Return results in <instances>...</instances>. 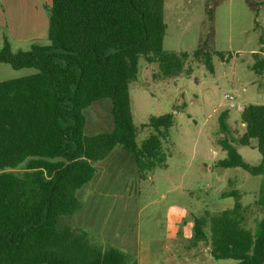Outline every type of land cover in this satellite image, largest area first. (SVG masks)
<instances>
[{"label": "trees", "instance_id": "16d2710c", "mask_svg": "<svg viewBox=\"0 0 264 264\" xmlns=\"http://www.w3.org/2000/svg\"><path fill=\"white\" fill-rule=\"evenodd\" d=\"M223 1L205 0L207 29L191 53L163 49L164 0H51L48 44L13 51L3 38L0 64L35 73L0 82V264L129 263L126 253L101 250L85 232L73 229L70 217L81 208L76 193L95 175L94 164L116 147L132 156L139 178L155 165L165 166L161 138L172 126L171 115L151 116L144 127L154 134L136 143L129 89L138 59L156 64L153 77L161 80L188 75L189 59L213 73V57L229 59L216 51L214 40L215 9ZM244 1L256 12V2ZM252 56V70L261 74L264 60L256 52ZM105 99L112 128L89 136L84 112ZM227 119L223 111L217 143L226 156L217 166L264 175V105L241 109L239 137L231 135ZM252 142L261 156L257 166L246 163L236 149ZM222 196L233 198V206L194 217L188 245H203L212 259L229 264H264V179L253 203L262 216L253 228L239 191Z\"/></svg>", "mask_w": 264, "mask_h": 264}, {"label": "rangeland", "instance_id": "374dc122", "mask_svg": "<svg viewBox=\"0 0 264 264\" xmlns=\"http://www.w3.org/2000/svg\"><path fill=\"white\" fill-rule=\"evenodd\" d=\"M252 1L258 4L256 12L244 0H225L215 9V49L229 59L221 62L213 57V73L189 59L186 66L191 72L188 75L181 73L174 79L161 80L153 77L157 73L156 64H148L142 57L138 59L137 77L129 89L132 121L137 129L136 143L140 146L154 134L152 128L144 127L151 116L171 115L172 126L165 138H161L165 166L155 165L140 179L136 167L130 170L117 147L105 162L97 165L108 168L106 185L110 187L117 186L122 173H126L127 180L132 174L140 179L136 182L135 198L127 199L124 218L126 223L134 222L139 241L164 242V247L159 249L158 264L231 263L212 259L203 245L190 247L183 237L182 224L179 225L182 234L171 238L165 219L170 209L185 210L189 221L203 216L204 212L214 215L233 206V198L222 194L237 190L241 203L249 206V226L253 228L254 221L262 216V211L253 203L264 175L252 176L241 168L217 166L226 156L217 143L221 137L220 114L228 112L229 131L233 137H239L243 133L241 109L249 104L264 105V70L261 74L252 70L255 63L252 53H258L259 59L264 60V0ZM204 5L205 0H164L165 51L191 53L195 50L199 37L207 29ZM39 44L48 42L44 40ZM20 48L26 51L30 47ZM12 50L17 51V47ZM33 73V69L17 71L0 64V82ZM84 113L87 135L110 132L112 118L108 100L93 103ZM253 147L254 142L249 147L237 146L236 149L246 163L257 166L261 156ZM110 164L115 165V170L111 171L114 167ZM21 171V168L15 170L16 173ZM85 194L86 190L78 194L80 201L86 204L83 214L78 217L75 213L70 217L71 226L77 231L85 223L97 228L93 215L100 216L108 200L87 198ZM97 200L100 208L92 209L89 202ZM89 234L91 240L93 235Z\"/></svg>", "mask_w": 264, "mask_h": 264}, {"label": "crops", "instance_id": "0c3cea01", "mask_svg": "<svg viewBox=\"0 0 264 264\" xmlns=\"http://www.w3.org/2000/svg\"><path fill=\"white\" fill-rule=\"evenodd\" d=\"M50 5L51 0H0V47L3 38L9 41L12 48L17 47V51L22 49L20 47L29 48L34 43L46 40L48 30L47 8ZM117 148L120 150L121 157L125 158L130 170H132L135 166L132 156L120 147ZM113 151L105 159L95 163V168L105 162ZM110 166L113 165L110 164ZM97 167L98 172H95L93 178L79 190V193H76V196L80 200L81 196L79 197L78 194H81L82 190H86L87 198L97 197L108 200L102 208L100 216L93 215L97 221V228L85 223L79 231L85 232L89 240L91 237L89 233H91L93 235L90 240L91 244L101 250L114 247L126 253L131 257L129 264H158L161 258V250L159 252V249L164 247V242L149 244L139 241L134 222L126 223L124 218L127 199L135 198L136 182L143 177L138 179L137 175L132 174V177L127 180L126 173H122L117 186L110 187L106 185L108 168ZM115 168H112L111 171ZM89 204L92 209L98 210L100 208L99 200L89 202ZM85 205L81 201V208L75 212L78 217L83 212ZM186 216V211L183 209L173 208L168 211L165 217L166 231L171 238L176 237L180 224L183 225L181 228L183 237L188 239L191 236L192 221L187 220Z\"/></svg>", "mask_w": 264, "mask_h": 264}, {"label": "built area", "instance_id": "2783aa9c", "mask_svg": "<svg viewBox=\"0 0 264 264\" xmlns=\"http://www.w3.org/2000/svg\"><path fill=\"white\" fill-rule=\"evenodd\" d=\"M233 97H230V99H232Z\"/></svg>", "mask_w": 264, "mask_h": 264}]
</instances>
